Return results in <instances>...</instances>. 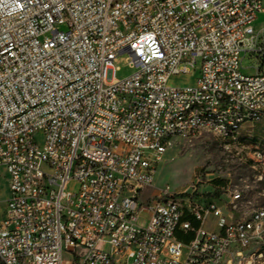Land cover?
I'll return each instance as SVG.
<instances>
[{"label": "built area", "instance_id": "obj_1", "mask_svg": "<svg viewBox=\"0 0 264 264\" xmlns=\"http://www.w3.org/2000/svg\"><path fill=\"white\" fill-rule=\"evenodd\" d=\"M261 14L264 0H0V264H264V148L243 132L264 119ZM124 53L135 70L118 79ZM202 132L250 177L208 200L156 189L175 138Z\"/></svg>", "mask_w": 264, "mask_h": 264}, {"label": "rangeland", "instance_id": "obj_2", "mask_svg": "<svg viewBox=\"0 0 264 264\" xmlns=\"http://www.w3.org/2000/svg\"><path fill=\"white\" fill-rule=\"evenodd\" d=\"M256 28L264 29V14L258 16ZM61 29L66 28L62 26ZM115 65L117 67L115 76L118 79L126 78L135 70L129 62L128 53L120 55ZM257 67L256 57L247 55L243 58L244 72L252 73ZM196 77L197 72L193 70L190 74L175 76L173 83H191L195 81ZM243 132L250 133L255 137L248 141L250 144L258 143L264 148V119L254 125H244ZM250 175L251 169L248 165L239 160H231L221 139L212 133L202 132L192 137L175 138L173 145L162 155L158 163L155 188L161 189L169 185L174 191L198 193L203 199L208 200L212 197L208 193L219 191V195H221V187L234 186L241 179H246ZM216 179L224 180L225 183L217 185L214 182ZM249 181L251 182V179ZM262 188H264V184L259 189ZM8 198L9 176L5 167L0 166V219L5 214ZM250 198L263 201V197L255 193H251ZM205 227L217 230L216 219L213 217L207 219ZM178 237L184 240L179 236V233Z\"/></svg>", "mask_w": 264, "mask_h": 264}, {"label": "trees", "instance_id": "obj_3", "mask_svg": "<svg viewBox=\"0 0 264 264\" xmlns=\"http://www.w3.org/2000/svg\"><path fill=\"white\" fill-rule=\"evenodd\" d=\"M260 69H263V67L261 66ZM214 182L217 185H222V184L225 183L224 180H220V179H216ZM208 195L209 196H218L219 195V191H214L213 193H208ZM179 236L181 238H183L185 241H189L193 237V234L192 233H189V234L179 233Z\"/></svg>", "mask_w": 264, "mask_h": 264}, {"label": "crops", "instance_id": "obj_4", "mask_svg": "<svg viewBox=\"0 0 264 264\" xmlns=\"http://www.w3.org/2000/svg\"><path fill=\"white\" fill-rule=\"evenodd\" d=\"M255 71H256V69H255ZM255 71H254V72H255ZM252 73H253V72H252ZM194 226H195V227L199 226V222H198V221H195V222H194ZM192 234H193V233H192Z\"/></svg>", "mask_w": 264, "mask_h": 264}]
</instances>
